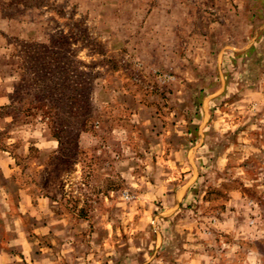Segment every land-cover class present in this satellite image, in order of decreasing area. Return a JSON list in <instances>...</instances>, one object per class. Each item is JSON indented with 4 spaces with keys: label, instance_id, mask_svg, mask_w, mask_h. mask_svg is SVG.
<instances>
[{
    "label": "rangeland",
    "instance_id": "rangeland-1",
    "mask_svg": "<svg viewBox=\"0 0 264 264\" xmlns=\"http://www.w3.org/2000/svg\"><path fill=\"white\" fill-rule=\"evenodd\" d=\"M0 264H264V0H0Z\"/></svg>",
    "mask_w": 264,
    "mask_h": 264
}]
</instances>
